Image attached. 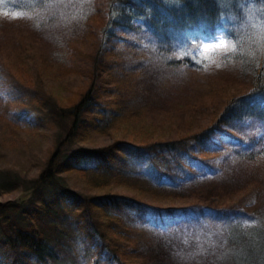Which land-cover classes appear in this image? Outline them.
Segmentation results:
<instances>
[{
	"label": "trees",
	"instance_id": "16d2710c",
	"mask_svg": "<svg viewBox=\"0 0 264 264\" xmlns=\"http://www.w3.org/2000/svg\"><path fill=\"white\" fill-rule=\"evenodd\" d=\"M65 2L93 49L27 76L0 31V264H264V0Z\"/></svg>",
	"mask_w": 264,
	"mask_h": 264
},
{
	"label": "rangeland",
	"instance_id": "374dc122",
	"mask_svg": "<svg viewBox=\"0 0 264 264\" xmlns=\"http://www.w3.org/2000/svg\"><path fill=\"white\" fill-rule=\"evenodd\" d=\"M44 7L46 8L43 10L45 16L41 20H31L26 16H22L16 20L5 19L0 21V31L6 35V40L27 43L24 48V50L27 49V51L22 54L25 55V57L22 58L18 55L19 61L14 60V62L17 63L16 69H22L27 76H30V73L32 72L41 71L43 60L46 61L47 58H58L68 44L78 45V47L82 46L83 50H91L94 45V41L90 37L84 38L83 41L76 39L77 34H75L74 23L78 21V19L83 18L87 13V9L82 2H75L69 6L65 0L64 2L53 1L52 3L44 4ZM67 8H74L76 10H66ZM54 9L59 11V15L55 18H47ZM77 12L81 14L76 16ZM92 16L97 18L94 14ZM89 20L92 24L96 21L93 18H90ZM102 22V20H97L95 23L96 28L98 27L97 25ZM189 43H192V45L196 47L198 56L204 57L203 60L206 59V56L209 54L224 52L230 48V43L222 35H216L214 37L198 36L188 40L184 46L187 51L182 49L180 55L189 54L192 47ZM11 51L13 55L17 53L15 47ZM18 52H21L19 48ZM2 61L7 63L6 60ZM23 61L27 62V65L22 64ZM84 78L85 77H82V79ZM223 78H225V76ZM4 94L5 92L0 90V100L4 99ZM7 105L8 109L13 107L11 103H7ZM1 107L5 108V106L0 105V108ZM48 142L49 141H47V144ZM46 146V144H43L42 149ZM0 167H3V164H0ZM33 171L34 170H32V172ZM251 194H253V191L250 194L238 195L235 198L241 199L243 197H250ZM12 197L19 200L22 198V194L19 192L10 195L8 194L2 196L0 201ZM181 258L185 259L183 257Z\"/></svg>",
	"mask_w": 264,
	"mask_h": 264
}]
</instances>
